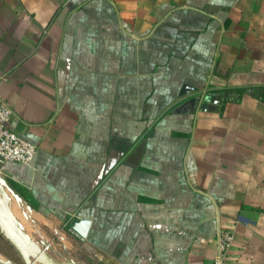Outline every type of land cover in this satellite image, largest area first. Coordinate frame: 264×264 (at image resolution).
I'll return each instance as SVG.
<instances>
[{"label": "crops", "instance_id": "crops-1", "mask_svg": "<svg viewBox=\"0 0 264 264\" xmlns=\"http://www.w3.org/2000/svg\"><path fill=\"white\" fill-rule=\"evenodd\" d=\"M0 96L38 147L0 171L34 264H204L220 229L264 264V0H0Z\"/></svg>", "mask_w": 264, "mask_h": 264}, {"label": "built area", "instance_id": "built-area-1", "mask_svg": "<svg viewBox=\"0 0 264 264\" xmlns=\"http://www.w3.org/2000/svg\"><path fill=\"white\" fill-rule=\"evenodd\" d=\"M14 116L11 106L0 96V171L7 163L32 166L38 147L14 132L9 124ZM235 241L232 231L219 230L217 233V253L204 264H225L226 257Z\"/></svg>", "mask_w": 264, "mask_h": 264}, {"label": "water", "instance_id": "water-1", "mask_svg": "<svg viewBox=\"0 0 264 264\" xmlns=\"http://www.w3.org/2000/svg\"><path fill=\"white\" fill-rule=\"evenodd\" d=\"M203 100H205V101L208 100V97L206 96V94H195L194 98H192L190 100L189 105L191 104L194 107H196L198 105V103L203 101ZM212 102L214 103V100H212ZM185 107L186 106H184L183 108H180L179 111L185 110ZM0 218L5 224L8 225V227L10 229L11 237H12L13 241L15 242V244H16L20 254L22 255L25 263L26 264H34L32 259H31V255H34L37 258L41 259V257L38 256V254L31 252L28 249L24 236L17 229V227L13 223L10 216L8 214H6L1 209H0ZM89 226H90V222L88 220H85V219H76V220L71 222V228L73 230H75L77 233H79L82 237L87 236Z\"/></svg>", "mask_w": 264, "mask_h": 264}]
</instances>
